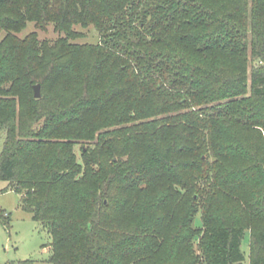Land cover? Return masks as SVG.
<instances>
[{
    "label": "trees",
    "instance_id": "obj_1",
    "mask_svg": "<svg viewBox=\"0 0 264 264\" xmlns=\"http://www.w3.org/2000/svg\"><path fill=\"white\" fill-rule=\"evenodd\" d=\"M28 23L64 36L19 38ZM75 26L92 27L98 44L73 43ZM263 108L264 0H0V181L49 234L47 264H246L245 231L248 264H264ZM103 127L113 129L81 153L91 188L75 179L74 145ZM119 155L136 159L121 168ZM188 193L176 225L169 201ZM185 222L191 245L176 237Z\"/></svg>",
    "mask_w": 264,
    "mask_h": 264
},
{
    "label": "rangeland",
    "instance_id": "obj_2",
    "mask_svg": "<svg viewBox=\"0 0 264 264\" xmlns=\"http://www.w3.org/2000/svg\"><path fill=\"white\" fill-rule=\"evenodd\" d=\"M73 30L80 34V36L77 39L72 41L73 43H77L81 45L82 44H98V42L100 41L99 35L96 33V31L92 27L81 28L79 26H75ZM29 33H34L38 42H44L48 46L53 45L58 40V38L64 36L63 33L56 31L52 24H45L42 28H38L33 23H28L26 28L18 34V37L23 38ZM228 66H230V64ZM248 97H249V92L248 94L244 96L243 99H246ZM228 100H229L228 98H225V99L221 98V100L217 101L216 103L207 102L203 107L205 109V108L210 107L211 105L218 104L219 102L223 105ZM239 107L241 110H243L242 113L245 115L246 113H249L250 109L253 106L250 105L249 103H241ZM200 108L201 106L197 104H194V105L190 104V106L187 107V109H185L184 111L197 112ZM262 111L264 114V110ZM112 129L113 128L107 129L103 127L97 132H95L94 140L90 142L77 141L74 145L75 157H76L78 164H80L78 168L79 169L81 168L80 172L78 170L75 176V179H77L78 181L85 180L86 185H90L91 188L93 187L95 183L96 177L92 174V172L86 173L85 166L84 168L80 167L82 166L81 153L82 151L92 150L93 143L94 144L96 143L98 136L101 133L105 131H111ZM223 131H224V137L226 136V134H229L228 138L226 137L227 140L225 139L223 140V142L228 147L227 142L231 140L230 134L233 131H235V129L228 125L225 127ZM2 135L3 134L0 133V152L3 146V138L1 137ZM123 143L124 142L121 141L118 143V145L122 146ZM231 145L232 144L229 143V146ZM124 153L128 154L125 151ZM228 153H230V150H228ZM231 153L229 155H231ZM132 159L133 160L136 159L134 155L133 156L132 155L131 156L130 155L129 156L119 155L114 160L118 162L119 166L122 168L123 166H126L130 161H132ZM177 161H181V162L187 161L188 163L190 162L189 159L186 160V159L176 158L174 160H171L170 163L174 164ZM211 161L212 159L208 160V162H211ZM236 161H237V158L235 156L232 164L229 163L226 165V167L228 165H230L229 166L230 168L233 167ZM172 166L173 165H171L170 167ZM166 167H167V170H166L167 174L174 173V174H178L181 176L180 168L170 170L172 168L170 167L168 168V166ZM160 169H164V167L156 166L155 172L152 175L154 176L157 170L159 171ZM126 181L127 180H119L117 185L119 186L122 184H126ZM6 187H7V183L0 181V210L4 211L5 213L9 215V222L7 224L3 225L2 222L0 221V264H21L28 260L32 261L33 264H47V261L50 255L49 247L51 243V238L49 234L47 233L46 230L42 229L41 226L37 222L32 220L31 215L28 212L24 211L23 209L19 207L20 196L17 192L13 190H8L6 192H3ZM191 196H192V193H188V195H186L184 199L181 198L179 200L169 201L168 205H169L171 215L177 216L176 225H179V222L184 217H186L185 214L189 212L191 205L189 201L185 200V198L187 197V199H189V197ZM122 202H123V198L122 196H120L117 199V201H115V203L113 204V208L116 212L118 208L122 207ZM144 206L146 205L140 204V207L138 208L139 212L144 211ZM193 209L195 210V214L193 217L195 219L194 222H195V225L198 227L201 225L200 218L202 217V212H203L201 203L197 202L193 204ZM111 210L112 211L108 212V215H110V218L108 219H109V226L113 228L112 224H114V221L112 219H113L114 212H113V209ZM220 212L221 211H216L213 213V216H212L213 223L224 224L226 222L227 218L225 217L223 213H222L223 215H221ZM184 224H186V226L181 228L182 229L181 235L177 234L176 237L177 239H179V245H191V243L189 244L190 241H189L188 231L186 228L188 227V224L186 222ZM171 235L172 233H170L169 238L165 239V245L172 244L173 239ZM249 240H250L249 231H245L244 238L241 243V249L243 251L246 264L249 263ZM192 245H193V249H195L194 254L199 257V255H197L198 254L197 253V243L194 242V244Z\"/></svg>",
    "mask_w": 264,
    "mask_h": 264
},
{
    "label": "water",
    "instance_id": "obj_3",
    "mask_svg": "<svg viewBox=\"0 0 264 264\" xmlns=\"http://www.w3.org/2000/svg\"><path fill=\"white\" fill-rule=\"evenodd\" d=\"M33 93L35 99H39L41 97L40 86L38 84L33 86Z\"/></svg>",
    "mask_w": 264,
    "mask_h": 264
}]
</instances>
